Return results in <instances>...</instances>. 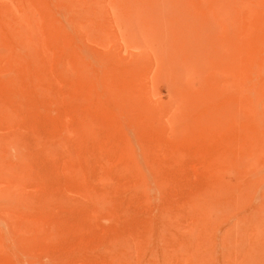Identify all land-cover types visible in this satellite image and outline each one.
Returning a JSON list of instances; mask_svg holds the SVG:
<instances>
[{
    "label": "rangeland",
    "instance_id": "374dc122",
    "mask_svg": "<svg viewBox=\"0 0 264 264\" xmlns=\"http://www.w3.org/2000/svg\"><path fill=\"white\" fill-rule=\"evenodd\" d=\"M0 264H264V0H0Z\"/></svg>",
    "mask_w": 264,
    "mask_h": 264
},
{
    "label": "bare ground",
    "instance_id": "6f19581e",
    "mask_svg": "<svg viewBox=\"0 0 264 264\" xmlns=\"http://www.w3.org/2000/svg\"><path fill=\"white\" fill-rule=\"evenodd\" d=\"M27 29V28H26ZM30 35H31V33H30Z\"/></svg>",
    "mask_w": 264,
    "mask_h": 264
}]
</instances>
